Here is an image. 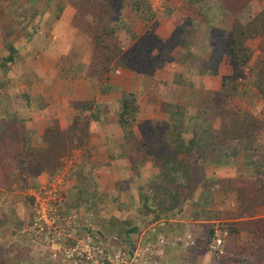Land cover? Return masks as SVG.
<instances>
[{"label": "rangeland", "instance_id": "obj_1", "mask_svg": "<svg viewBox=\"0 0 264 264\" xmlns=\"http://www.w3.org/2000/svg\"><path fill=\"white\" fill-rule=\"evenodd\" d=\"M7 1L10 2L9 12H11V9L14 11L15 7H23L21 6L22 4L25 6L24 3L19 1ZM53 1L54 0H48V3L46 4L51 6ZM76 1L77 3H80L82 0ZM126 1L129 2L133 0ZM149 2L157 13V17L156 20L148 26L145 22L140 20L132 10H127L129 8L125 9L123 14L120 15L121 17L119 14H116V12H114L113 16L116 20L118 18H120V20H125L122 23L126 22L131 25L135 33L141 35L147 32V30L157 33V31L159 32L161 30L163 23L167 25L169 22L170 27L168 28L167 33L168 35L171 34V36L167 39L163 38L164 40H169L180 27L185 26L184 35L187 40L190 41V44L185 45L189 59L183 62V64L187 63V66H190L191 69L193 68L194 71H199V68H202L203 61L206 62L211 59V54L216 49L220 37L233 31L236 26H245L254 18V16L264 10V0H149ZM32 3L37 6V8H34L35 6H30V9H28L27 12L23 11L20 16L12 12L10 13L11 18L9 17V19L14 22V17L17 16V19L22 23L21 25H17L18 21L16 22L15 20V24L19 29L18 31L13 32L14 35L26 38L29 42L34 35L37 36L41 27L50 24L49 20L44 19L41 23L40 19V22H36V24H33V22L30 21V25L28 26V19H33L32 12L37 9H43L45 5L44 0H32ZM69 4L73 6L71 0H61L60 6H67ZM0 7L2 9L6 7V5L3 4V0L0 1ZM86 9L87 12H89L88 14ZM99 9H103V5L100 6ZM170 9L173 10L171 14H169ZM82 10L85 11V15L83 12H77L73 19V25L78 29V39L80 43H83V40L86 39L85 36H89L88 29L90 28H88V25H81L80 22H85L86 20L89 24H92L93 22L100 23V28L102 27L103 30V26L109 18V16H107L109 13H107L106 10L103 15H100L102 19L100 18L99 21H96L97 16L95 15L94 9L89 8L88 6L82 8ZM25 12L26 16L24 14ZM59 12V10H56L57 14ZM36 15L40 14L36 13ZM172 18L174 20H172ZM189 21L194 22L195 28L191 26ZM119 24L121 25V22H119ZM115 25L116 24L113 23L112 27ZM96 26L98 27V25ZM93 30L91 29V34L95 35ZM14 35H12V37H14ZM157 35L159 36V34ZM101 36L105 35L100 33L94 38ZM110 36H106V38L109 39L114 46L120 48L124 46L123 48L126 49L125 52L133 51L134 42L128 44L123 40L124 31H119ZM130 36L133 38V34H130ZM181 36L180 39L182 38ZM49 37L50 35H47L46 38ZM94 41L95 40H92V42ZM180 47L182 46H179V48ZM250 47L254 51L251 65L257 69L259 67L264 68V62H262V59H264V36L258 37L252 41ZM28 61L31 63V67L29 66V68H32V66L35 67V65L43 66L42 63L35 64V62H32L30 59H28ZM26 67L28 68L24 61L23 63L17 61L7 75L4 74V70L0 72V103H2L0 104V106H2L0 107V113L1 117H3L0 119V129L6 131L0 136L2 138L1 142L5 141V143L0 142V145L3 147L8 145L13 151H15L16 148L11 142H14V138L17 137L18 131L21 132L22 127L25 126V128L31 132V141L28 145L24 143V148L17 152V161L15 159L10 160L7 156L5 161L4 158H0V170L3 169L2 173L5 175L4 177L3 175L0 177V219L6 216V218L14 221L12 228L9 227L7 230H3V232L0 233V262L3 261L4 264H70L68 262L65 263L63 260H55L53 256L50 255L51 253L49 254L46 245L38 244L33 229L30 228L28 231L21 229V225L25 222L27 224L30 223L33 218L34 202L28 197L30 196L33 198V193L41 190V188L47 184L54 183L55 178L59 175L64 177L63 184L64 188H66V194H64V196L68 200L67 204H65V211L63 214H65V216H75V220L73 221L77 224V232L83 235V237L88 233L102 235V244L110 248V250L115 248L124 249L126 251L129 250L133 247L130 241L123 240L124 242H122V244H117L114 241L115 239H118L117 235L114 236L116 232L109 231L110 233H105V225H108L109 221L114 223V226L109 227L110 229L116 227L117 223H115L114 220L116 218H118L116 219L118 222L121 220L123 222H131L132 224L135 223L137 226L139 224L140 229H142V227L144 228L143 231L149 228L152 230L153 228L152 226L148 227L147 223L138 219V216L135 214L136 212L133 214L128 210L127 208L130 205L117 206L113 202V204L105 202L106 195H103L101 191L97 189L98 182L103 176V170H101L103 165L101 159L98 164L93 163L94 159H91L90 157L88 142L92 137L90 134L91 123L98 121L99 116H101V113L104 110L103 105L98 104L97 102H87L92 104H86L85 102L76 101L69 107L70 109L74 108L76 110V114L73 116V124L70 127L62 129L59 124L60 120L57 118L53 120L54 124L44 133L41 134L40 130H35V132L30 128V124L31 121L37 117L36 114L40 111L38 108L40 107V101H37L34 98L41 96V98L45 100V97L48 98L47 95L49 90L55 94L57 93L58 96L51 100L52 103L45 102V105L54 106L55 112L59 114L62 113L60 115L61 117H64L63 113H65L64 120L67 121L68 116L70 119V115H67V111L63 110V99H66L63 95L67 92L62 94V91L65 88H76V86L79 85L74 82L69 83L60 81L58 85L51 83L49 86L46 82L47 79H44L45 83L41 80L26 79L24 71V69H27ZM79 68L81 69L83 66H79ZM72 72L73 70L71 72L65 70V72H60L58 76H66V74ZM229 72L230 73H228V76L224 81L227 82V84H230L231 82L233 84H241L242 87L240 86V93L247 90L248 95L244 97H240L241 95H239L234 99H225L222 93L218 94V96L214 95L213 100L220 97L223 98L221 101L224 103L223 105L219 99L214 101L216 103L215 105L218 106V104H222L219 109L226 111L230 117L232 114H238L242 118L254 116L258 122L260 121L261 131H264V94H260L256 88L251 87L253 81V76L251 74L252 70L249 68L238 73L232 67V69L229 68ZM113 77L114 76L111 78ZM236 79L237 81H235ZM63 80L68 79L63 78ZM180 81L181 82L177 81L175 83L176 86L181 87L183 90L179 99L182 103L187 104L189 103L188 101L191 100V94L193 95L196 92L193 93V91L188 88L189 82L187 80H185L186 82L182 79ZM191 83L193 84L194 82ZM147 85L148 84H144V87L147 88ZM160 85L162 86V94L164 92V103H159V96L156 94L158 100L154 101L155 103L153 104L155 106H160L159 108H161L165 117L169 119L165 109H168L170 106H167L165 103H173V98L178 96V91L174 94L175 88H173L169 82L159 84V82L154 79L151 80V83L148 86L152 87L154 89L153 91L159 94V91L156 88ZM194 87L196 90L198 89L195 84ZM144 98L145 97H143V99ZM167 99L169 102H165ZM224 99L226 101H223ZM170 105L172 110L174 104ZM77 107L88 108L90 111L87 113H80L79 110L76 109ZM159 108L155 109V111H158ZM117 114L119 118V112ZM185 114L189 119L191 115H199V112L197 111L195 113V111L187 109V113ZM205 115L207 116V113H205ZM137 129L140 131L138 132L139 135L146 133L143 128L137 127ZM188 137L191 139L192 136L189 135ZM91 141V143H93V139H91ZM256 143L257 145L264 144V138L259 136ZM231 159L232 158H230L229 161ZM197 161L199 162V159H197ZM255 161H257L256 158H253L252 160L238 158L233 164L237 166L246 165L247 170H245L244 174L239 175L234 179L242 178L243 176L248 177L250 172L254 173L255 169L251 162ZM22 162L23 164L21 165ZM202 163L205 169V174L212 177L211 179L214 181L212 183L213 185L223 183L224 186H232L229 181H223L216 176H212L211 168L204 165L209 163L208 161L203 160ZM38 166H43L44 169H41L38 174H35L33 168ZM154 170L155 172L158 170L155 165ZM262 178L264 177L259 175L254 179L260 181ZM35 184H39L38 190L33 189ZM252 185L253 184H250V186ZM116 195L117 194L111 195V197H115ZM216 196L222 198L220 194H217ZM223 198L225 200L224 206L219 203L218 206L211 207L212 209H217L221 212L220 217L214 212V210H209L212 211V214L209 215L208 218L213 217L215 214L216 217L214 219H217H213L210 222V225L201 224L199 223V220L193 219L194 222L197 221L192 223L195 224L193 226L199 227L192 231V239L190 242H183L178 240V238L170 239L168 242L166 240L169 247L166 250L163 248L165 251L163 250V252H158L157 254V249L154 247L157 242L155 244L151 243L150 248H146L144 244L143 246L141 244L139 250L140 253L144 252V255L142 256L144 258L137 264H221V261L230 262L229 264H258L261 261L259 254L253 252L252 246H250V249L246 251V253L238 256L237 260H235L236 258L234 259V256L236 255H234L233 252H227V242L225 243V238L228 233H225L224 229L232 225L233 214L230 212L232 209L239 210V206L232 197L227 199L226 196H224ZM119 212L124 213L122 216L123 218H121ZM13 213H15L16 219L13 218ZM258 217H264V206L259 208ZM15 222L19 224L21 223V225H17ZM117 226L116 230L123 228L120 227V225ZM158 226H161V224L157 223L155 228ZM210 226L217 227L216 232H218L219 238L223 241V254L214 252L210 248V243L215 238L211 236L210 239L209 237L208 232L210 231ZM20 229L24 231V233L18 236L16 233H19ZM31 234H33L32 237H34V239L31 237ZM249 236L250 235L246 232H243L242 240H252V237L250 236L251 238H249ZM254 239L256 243L261 241L259 238ZM159 240H161V238H158V241ZM139 241H141V239ZM163 241L165 240L163 239ZM65 246L67 245L64 244V246L62 245L60 248L65 249ZM252 253L255 255H252ZM260 264H264V262H260Z\"/></svg>", "mask_w": 264, "mask_h": 264}, {"label": "trees", "instance_id": "obj_2", "mask_svg": "<svg viewBox=\"0 0 264 264\" xmlns=\"http://www.w3.org/2000/svg\"><path fill=\"white\" fill-rule=\"evenodd\" d=\"M82 1L77 3L76 0H71L77 12H83L85 15V11L82 10V8L89 6V8L95 11V15L97 16L96 21H99L101 18L100 15H103L105 10L109 13L107 15L109 18L103 26V30L102 27L100 28V23L93 22L89 24L86 20L85 22H80L81 25H88V28L94 29L93 32H95V35H93L91 34V29H88V38L91 37V40H95L93 42L94 52L90 61V67L87 70V74L84 76L83 69L79 68V66H83L81 63L82 61L78 59L75 61L76 65H73V72L70 74L65 73L66 76L60 75L61 78L74 80L83 77H108L111 72L118 68L131 70L144 76H153L157 71L163 69L167 63L174 61L172 53L176 48L179 46L185 47V45L190 44V41H188L184 35L185 26L180 27L172 38L164 40L162 37H159L156 32L151 30H147V32L142 35L137 34L131 25L126 22L122 23L125 20H120V18L116 20L113 16L114 12L120 16L126 8H129L127 10H132L135 15L148 26L153 23L157 17V13L154 11L149 0H133L129 2L126 0ZM102 5L103 9H99ZM171 12H173L172 9L169 10V14H171ZM88 13L89 12H87V14ZM24 14L26 16V12ZM35 17L36 14H33L32 18L34 19ZM119 22H121V25ZM113 23L116 24L114 27H112ZM189 23L195 28L194 22L189 21ZM95 24L98 25V27ZM119 31H124L123 40L125 42L128 44L134 42L133 51L125 52L126 49L123 48L124 46L121 48L114 46L113 43L106 38V36H110ZM100 33L105 36L94 38ZM130 34H133V38ZM180 36L182 37L181 39ZM263 36L264 10L254 16L245 26H236L233 31L218 39L216 49L214 48L215 50L211 54V59L206 62L203 61L202 68H199L201 75L218 76L220 65L224 60H227L238 73L250 68L253 76L251 87L256 88L260 94H264V68L259 67L257 69L251 65L254 51L250 47L252 41ZM8 46L10 55L0 60V72L4 70V74L6 75L17 61V51L12 44ZM262 62H264V59H262ZM66 68L60 72L62 73L68 70ZM235 81H237V79ZM240 86L242 87L241 84H233L232 82L227 84V82L224 81L222 94L225 99H234L239 95H241L240 97L247 96V90L240 93ZM111 91L112 87L110 85H104L103 92L105 94ZM217 99L219 98L215 100ZM225 99L223 101H225ZM138 100L139 96L137 94L129 92H125L121 99L119 124L123 129L125 138L123 150L125 153H128L124 158L129 160L132 158L136 165L139 162L141 165H144L150 156L157 153L153 162L158 168V171L154 174L150 183L146 184V186L141 189V204L138 211L139 215L151 224L155 222L159 223L158 221H165V224L156 227L154 232L149 231L143 236L141 233L143 230L135 223L132 224L131 222H123L121 220L118 222L114 219L115 223L123 228L116 230L118 227L116 225L114 229H110L109 227L114 226V223L109 221L108 225H105V233H110L109 231L116 232L114 236L117 235L118 239L114 241L117 244H122V242H124L123 240L130 241L133 250L139 248L141 244L142 246L144 244L146 247L149 244L151 245V243L155 244L158 242V238H163L168 242V240L177 238L180 234L185 235L186 233V231L184 232V230L181 229L184 225L182 222L174 224L169 221L174 213L185 214L187 216L185 218L191 222L195 219L199 220L201 224L210 225V222L216 217L214 214L213 217L208 218L213 210L219 217L221 215L219 210L212 209L211 207L218 206L219 203L224 206L225 200L223 197L226 196L227 199L232 197L239 206V210H231L230 213L233 214L232 225L224 229V232L228 233L225 238V243L227 242V252H233V254L236 255L234 259L236 258L235 260H237L238 256L246 253V251L250 249V246H252L253 252L259 254L260 262H264V217H258L259 208L264 206V178L260 181L254 179L259 175L264 177V144L257 145L256 143L259 136L264 138V131H261L260 121L258 122L254 116L242 118L238 114H232L230 117L226 111L219 109L221 106L214 105L215 102L213 101V106L211 105L210 107V116L216 118L220 117L226 124L229 120L231 122L230 129L224 132L227 137L226 140L221 139L225 141L224 144H222V141L217 137L213 124L208 121L207 117H203L202 115H191L188 119L185 114L187 113V109L184 105L174 104L173 111V109L171 110V105L165 103L167 106H170L168 109H165V111L169 118H172L173 125H170L169 122L167 126L165 125V128L161 130L157 127H151L150 124L145 125L146 128L143 127V129H145L144 132L146 133H142V141H138L134 133L137 116L141 112ZM39 105L40 107L38 108L40 110L47 107L42 101H40ZM76 109L79 110L80 113H87L90 111L88 108L77 107ZM1 118L3 117H1L0 113V119ZM5 132L4 129H0V136ZM148 132L152 136H148ZM189 135L192 136L191 139L188 137ZM1 140L2 138L0 137V142ZM30 141L31 132L24 126L21 132L18 131L17 137L14 138V142H11L16 148L15 151L8 145H5V147L0 145V158H4L5 161L7 156L8 159H15L17 161V152L24 148V143L28 145ZM1 143H5V141ZM214 152H216V157H214V159L208 157V155ZM230 158L232 159L229 161ZM238 158H243L244 160L256 158L257 161L251 162L253 163L255 172H250L248 177L243 176L238 179H225V181H229L232 186H224L223 183L213 185L212 183L214 181L211 179L212 177L205 174L202 161L205 160L209 162L205 165H212L215 163L219 166L221 164L228 165L234 163ZM197 159H199V162ZM22 164L23 162L21 165ZM41 169H44V167H35L33 168V172L38 174ZM2 172L3 169L0 170V177L2 175L3 177L5 176ZM250 184L254 186H250ZM38 188L39 184H35L33 187V189L36 190H38ZM217 194H220L222 198L217 197ZM28 198L34 202L32 197L29 196ZM67 202L68 200L66 198V204ZM13 218L16 219L15 213H13ZM13 223L14 221L6 218V216L2 217V219H0V233L3 232V230H7L9 227L12 228ZM15 224L21 225V223L19 224L16 222ZM26 224L25 222L21 225L22 230L28 231L30 228L32 229V221ZM210 227L208 234L211 239V236L215 237L217 227ZM21 229L19 233H16L18 236L24 233ZM243 232L250 235L252 240L243 241ZM91 235L96 242H101L102 235ZM32 236L33 234H31V237ZM79 236L83 237L81 234H79ZM250 236L249 238H251ZM32 238L34 239V237ZM254 238H259L261 241L256 243ZM140 239L141 241H139ZM103 247L106 252L110 251V248L105 245H103ZM154 247L157 249V254L158 252H163L164 249L166 250L168 245L167 243H156ZM48 252L50 254V251ZM252 255L255 254L252 253ZM260 262L258 264H260ZM229 263L230 262L221 261V264ZM0 264H4V262L2 261Z\"/></svg>", "mask_w": 264, "mask_h": 264}, {"label": "crops", "instance_id": "obj_3", "mask_svg": "<svg viewBox=\"0 0 264 264\" xmlns=\"http://www.w3.org/2000/svg\"><path fill=\"white\" fill-rule=\"evenodd\" d=\"M18 1L24 3L25 6L23 4L21 5L20 3V5L23 7H15L14 11L11 9V12H9L10 2L3 0V4L6 5V7H4V9L0 7V59H5L10 55V49L8 45L12 44L14 49L17 51V61H21V63L24 61L26 66H28V68L26 67L27 69L23 68L26 79L41 80L44 83V79H47L46 82L49 86L51 83L58 85L60 81L69 83L74 82L75 84L79 85L76 86V88H65L62 91V94L67 92L63 95L66 98L63 99V110L67 111L66 113L67 115H70V119L68 116V120L65 121V113H63L64 117H61L60 115L62 113L59 114L55 112L54 106H47L45 109L40 110L36 114L37 117L31 121L30 128L37 131L40 130V133L42 134L54 124L53 120L57 118L60 120L59 124L62 129L70 127L73 124V116L76 114V110L74 108L70 109L69 107L76 101L97 102L98 104L103 105L104 110L102 111L101 116H99L98 121L91 123L90 134L92 135L91 139H93V143H91V139H89L88 142L90 157L91 159H94L93 163L98 164L101 159L103 165L101 168V170H103V176L98 182L97 189L100 190L103 195H106L105 202L109 204L114 203L117 206L130 205L127 208L128 210H130L133 214L136 212L135 214L138 216V219L147 223L148 227L152 226V230L149 228L142 232L143 236L149 231H155L157 222L152 224L149 223L141 215H139L138 209L141 204V189L146 186V184L150 183V180L158 171L157 170L155 172L153 162L154 158L157 156V153L150 156L144 165H141L140 162L136 165L132 158L130 160L124 158V156L128 153H125L123 150L125 138L123 129L119 124V118L117 114L120 109L121 99L125 92L134 93L139 96L138 103L140 105L141 112L137 116L134 133L136 139L138 141H142L143 135L138 134L140 131H138L137 127L143 128L145 125L150 124L151 127H157L159 130H161L165 128V125L167 126L169 122L170 125L173 124L172 118L168 117L169 119H167L161 108H159L160 106H155L153 104L155 103L154 101L158 100L157 95L159 96V103H164V92L162 94V86L160 85L156 88L158 89L159 94L155 93L153 91L154 89L148 86L152 79L159 82V84H165L166 82H169L170 85L175 88L174 94L178 91V96H175L176 98H173V103L169 104L184 105L186 109L195 111V113L198 111L199 115L201 114L202 116H206L205 113H207L206 117L208 118V121L213 124L218 139H220L222 144H224L225 141L221 139L226 140L227 137L224 132L230 129L231 122L229 120L226 124L220 117H211L210 107L211 105L213 106V101H215L213 100V96H218V94L223 93V83L228 76V73H230L229 68L232 69L231 65L225 60L219 67L218 76L201 75L200 71L199 73L198 71H194L193 68L191 69L190 66H187V63L183 64V62L189 59V55L186 52L185 47H178L172 53L174 61L167 63L163 69L157 71L153 76H144L131 70L118 68L110 73L108 77H83L74 80H63V78L58 76L60 71L66 67V69L70 71L73 70V65H76L75 61L78 59H81L82 61V69L85 76L87 74V70L90 67V61L94 52V44L90 38L85 36L86 39L83 40V43H80L78 39V29L73 25V19L77 13L76 9L70 4L67 6L62 5L61 7V0H54L51 6L46 4L48 3V0H44V8L37 9L32 12L34 15L36 13L40 15H36L33 20L28 19L29 22L27 24L29 26L30 21L33 22V24H36V22L39 23L40 19L41 23L44 21V19H46L49 20L50 24L45 27H41L37 36L34 35V37L29 42L26 40V38L14 35L13 32L18 31L19 29L17 25H21L22 23L17 19V16L14 17V22L9 19V17L10 13L12 12L20 16L23 11L27 12V10L30 9V6L35 5L32 3V0H15V2ZM34 8H37V6ZM56 10H59L60 12L57 14ZM15 20L16 22L18 21L17 25L15 24ZM172 20L174 19L172 18ZM169 27V22L167 25L163 23L161 30L159 32L157 31L159 37L164 39L169 38L171 36V34L168 35L167 33ZM12 35H14V37H12ZM47 35H50V37L46 38ZM28 59H30L32 62H35V64L42 63L43 66L35 65V67L32 66V68H29V66L31 67V63L28 61ZM112 76L114 77L111 78ZM181 79L184 81L187 80L189 82L188 88H190L193 93L196 92L193 95L191 94V100L188 101L189 103L187 104L182 103L179 99L183 90L181 87H178L175 84L177 81L181 82ZM189 80L194 83L192 84ZM106 84L112 87V91L107 94L103 92L104 85ZM144 84H148L146 86L147 88L144 87ZM194 84L198 87L197 90L195 89ZM56 96H58L57 93L55 94L49 90L47 95L48 98L45 97V100L41 98V96H38L34 99L44 103L50 102L51 104V100L55 99ZM143 97L145 98L143 99ZM217 98H219L220 101L222 99L220 97ZM165 102H169V100L167 99ZM221 103L224 105L222 101ZM218 105L221 106L220 104ZM158 108L159 110L155 111V109ZM147 135L152 136L149 134V132ZM208 157L214 159V157H216V152L208 155ZM207 166L211 168L212 176H216L223 180L236 178L237 176L244 174L245 170H247L246 165L237 166L233 163L228 165L221 164L219 166L214 163ZM65 189L66 188H64V190ZM115 194H117L115 197H111V195ZM128 210L127 212L129 213ZM123 212H119L121 218H123ZM185 217H187L185 214L174 213V215L169 220L174 224L179 222L184 224L183 228L181 229H183L184 232L186 231L185 235L180 234V236L177 237L178 240L183 242L188 241V233H190L192 236V231L199 227L193 226L195 224H192L197 221L191 222ZM158 222L161 224V226L165 224V221ZM143 229L144 228L142 227V230ZM157 243L160 244L159 241ZM164 243H166V240ZM148 247L150 248L151 245H148Z\"/></svg>", "mask_w": 264, "mask_h": 264}, {"label": "built area", "instance_id": "obj_4", "mask_svg": "<svg viewBox=\"0 0 264 264\" xmlns=\"http://www.w3.org/2000/svg\"><path fill=\"white\" fill-rule=\"evenodd\" d=\"M63 178L61 175L57 176L54 183L43 186L32 195V229L37 242L46 245L55 260L70 264H137L143 260L144 252L140 253L139 248L127 251L115 248L106 252L103 244L96 242L91 234L79 236L77 224L73 221L75 216L63 214L66 204ZM187 239L190 242L192 237L188 236ZM159 242L164 243L163 238ZM64 244L67 246L61 249ZM222 244L223 241L216 232L210 248L223 254Z\"/></svg>", "mask_w": 264, "mask_h": 264}, {"label": "clouds", "instance_id": "obj_5", "mask_svg": "<svg viewBox=\"0 0 264 264\" xmlns=\"http://www.w3.org/2000/svg\"><path fill=\"white\" fill-rule=\"evenodd\" d=\"M188 236H191L190 233H188ZM192 237V236H191ZM188 238V237H187Z\"/></svg>", "mask_w": 264, "mask_h": 264}]
</instances>
